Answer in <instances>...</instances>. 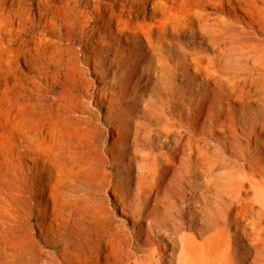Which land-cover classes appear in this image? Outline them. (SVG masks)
Instances as JSON below:
<instances>
[{"label":"bare ground","instance_id":"bare-ground-1","mask_svg":"<svg viewBox=\"0 0 264 264\" xmlns=\"http://www.w3.org/2000/svg\"><path fill=\"white\" fill-rule=\"evenodd\" d=\"M87 1L0 0V264H264V0ZM113 27L133 44L123 60ZM52 31L64 46L84 34L79 49L100 68L108 113L116 95L129 99L108 148L115 178L98 164L107 148L83 102L70 89L51 95L41 60L59 59L43 38ZM175 77L215 88L182 113ZM226 98L237 103L227 112ZM107 186L130 231L96 206ZM32 199L45 208L43 245L18 237Z\"/></svg>","mask_w":264,"mask_h":264},{"label":"rangeland","instance_id":"rangeland-1","mask_svg":"<svg viewBox=\"0 0 264 264\" xmlns=\"http://www.w3.org/2000/svg\"><path fill=\"white\" fill-rule=\"evenodd\" d=\"M108 1V0H104ZM92 0L87 1V6L92 5ZM103 3H110V2H103ZM207 11H212L213 7L208 6L205 7ZM161 19L160 16L154 18V22H152L153 27L152 30L156 31L157 26L160 24L159 20ZM88 28H85L87 30ZM165 30L162 31V35L164 34ZM113 35L117 37V41L115 40L117 49H116V55L118 57H121L122 60L125 59L128 56V52L131 51L133 44L127 43L125 38L117 32V29L113 27L112 29ZM83 33L81 32H75L74 38L69 42L67 46H64L63 44L59 45V40L62 36L58 34L56 31H52L51 33L46 34L45 39L46 42V48L54 49L55 47L60 49V55L58 56V60H55L53 57L48 59V57H44L41 60L44 64V69L46 68L47 74L45 76L47 83L52 85L53 92H51V95H60L65 94L66 91L69 89L72 91V93L75 95V98L79 99V101H82V111L84 115H88L91 117V123L89 124L91 129V136L93 137L96 145L98 146L99 150L101 151L103 148H107L106 156L105 158L99 157L98 164L105 168V170L109 173H111V176L115 178L118 174L111 164V157L109 153L108 148L113 147V143L116 141L114 137L117 136L114 128L118 127L121 128V125L118 124V117L116 116L118 114V111L122 109L119 105V103H122L124 101H128L129 99L124 97H119L116 95L117 98L115 105L112 106V110L110 113L107 112L108 103H106L105 100H102L103 97H105L104 89L101 87V76L99 75L100 68H97V70L93 69L94 63L91 59H85L83 56V53H89L88 50L83 47L80 52L79 46L83 45ZM106 38H110L112 36H109L107 34L104 35ZM164 36V35H163ZM167 38H171L170 33L167 32L166 34ZM165 37V36H164ZM166 38V37H165ZM166 38V39H167ZM125 49V50H122ZM107 58H112V55L109 53L107 55ZM187 61H191V56L186 55ZM86 61L87 64H86ZM48 62V63H47ZM52 62V65H51ZM22 61L21 59L18 60L15 63V67H17L19 72L22 75L30 76L29 74L32 73V69L29 68V66ZM54 63V65H53ZM57 63V64H56ZM107 64V60L104 58H101V66L102 69H106V67H109ZM149 65L144 64V67H148ZM51 68V69H50ZM29 69V70H28ZM49 69V70H48ZM126 78V77H125ZM112 77L109 78L111 80ZM52 80V81H51ZM174 83L171 86L172 92L171 98L172 101H176V99H179L183 97V107L180 109L182 113H186L191 110V107L193 105H196L195 101L196 99L202 100L210 95H212L213 90L215 88V81L213 79L208 80L207 82H203L199 85L200 82L197 84L192 85L190 88L184 86V83L180 82L179 79L176 77L174 78ZM50 82V83H49ZM68 88V89H67ZM128 91L131 90L130 86H128ZM138 90V89H137ZM112 91V89L110 90ZM141 90L137 91L138 99H142V97L147 96V92L145 91L144 94L140 92ZM193 92V96L191 97V100H187L185 97H188L189 93ZM143 95V96H142ZM163 95V94H162ZM145 98V97H144ZM185 99V100H184ZM236 105L237 103L232 101L230 98L224 99L223 103L221 104V109L228 110L230 106ZM228 106V108H227ZM236 107V106H235ZM250 107L252 109H255L257 106L254 103L250 104ZM174 113L177 111V104L172 103L170 107ZM238 109V106L236 107ZM235 108V110H237ZM219 110V109H218ZM133 112H135L132 109ZM201 112L204 114V110H201ZM79 113V112H77ZM239 132L237 145H244L245 141L241 138L240 130L237 129ZM216 135H220L217 131H213L211 133L205 134V141L208 143V149L209 151L213 152L215 149L216 144H218V141H216ZM108 161H106V160ZM29 160L23 161V165H28ZM112 185H114V181L111 182ZM96 206L101 208L102 210H109L110 217L113 219V221H120L122 223H125L124 227L128 231L132 228V218L128 215L122 212L121 207L119 203H117L114 199V195L112 193V189L108 186L105 188L104 191H101L100 194L97 195ZM26 209V218L22 220L20 223H18L19 230H18V237L22 241H27L32 239L35 241L38 245H43V238L46 236V234L42 231L41 227L38 225V222L40 220V217L44 215V204L39 199H32L28 203V206L25 207ZM129 228V229H128ZM230 229V228H229ZM141 243V242H139ZM137 254H140V252H137ZM132 261V259L130 260Z\"/></svg>","mask_w":264,"mask_h":264}]
</instances>
